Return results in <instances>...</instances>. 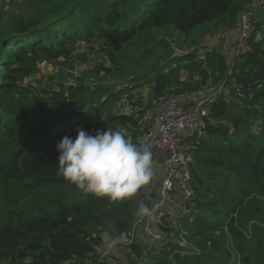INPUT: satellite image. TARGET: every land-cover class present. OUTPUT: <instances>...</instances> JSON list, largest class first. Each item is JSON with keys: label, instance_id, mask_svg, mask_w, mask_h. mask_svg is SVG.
<instances>
[{"label": "trees", "instance_id": "1", "mask_svg": "<svg viewBox=\"0 0 264 264\" xmlns=\"http://www.w3.org/2000/svg\"><path fill=\"white\" fill-rule=\"evenodd\" d=\"M251 8L245 54L202 49ZM79 43L105 60L94 58L92 71L31 105L25 81L42 62L84 60ZM134 77L149 86L148 106L114 113L112 101ZM116 80L117 89L108 86ZM223 82L230 93L209 104L204 128L187 141L188 213L160 219L169 237L160 255L136 241L124 264H264V0H29L25 13L0 15V264H97L107 246L102 233L129 237L139 201L80 191L60 174L57 145L74 141L77 128L144 142L148 110L171 96L191 102Z\"/></svg>", "mask_w": 264, "mask_h": 264}, {"label": "built area", "instance_id": "2", "mask_svg": "<svg viewBox=\"0 0 264 264\" xmlns=\"http://www.w3.org/2000/svg\"><path fill=\"white\" fill-rule=\"evenodd\" d=\"M254 16L255 10L252 8L243 12L237 26L222 34V37L236 39L240 43L236 55L241 56L248 49V39L254 31ZM89 55L91 54L88 53L81 62L86 65L80 69L76 78L95 68V59L94 57L90 59ZM207 88L202 91L203 94L193 95L191 102H187V96H171L148 110L142 117L144 143L150 147L152 153H166L165 177L153 204L146 206L150 214L141 215L129 237L112 241L111 247L106 246L97 264H124L125 258H121L123 251L126 252V256H130L132 253L129 247L136 241L148 244L154 254L160 255L169 242V237L157 226L160 219L167 213L175 212L181 215L188 213V206L194 195L192 187L194 147L189 146L187 141L204 128L209 104L219 96L230 93L224 82L214 89L211 85ZM127 239L130 241L126 242ZM143 255L146 257L145 260H148L147 252ZM134 257L132 254L129 258ZM94 263L93 261L92 264Z\"/></svg>", "mask_w": 264, "mask_h": 264}, {"label": "clouds", "instance_id": "3", "mask_svg": "<svg viewBox=\"0 0 264 264\" xmlns=\"http://www.w3.org/2000/svg\"><path fill=\"white\" fill-rule=\"evenodd\" d=\"M76 131L77 138L65 136L57 151L60 174L80 191L118 202L135 198L154 182L156 162L146 143H134L127 133L110 128L95 135ZM139 213L150 214L142 203ZM102 237L111 247L112 236L105 231Z\"/></svg>", "mask_w": 264, "mask_h": 264}, {"label": "rangeland", "instance_id": "4", "mask_svg": "<svg viewBox=\"0 0 264 264\" xmlns=\"http://www.w3.org/2000/svg\"><path fill=\"white\" fill-rule=\"evenodd\" d=\"M28 3L29 0H0V15H2L4 18H9L11 15L25 13L27 11ZM219 35L215 37H206L202 41V49L205 51L208 49L218 51L224 50V52L230 59L231 57L236 55V52L239 50L240 43L236 39L224 38L222 37V35ZM78 49V52L81 53L79 55L90 53V59H93L94 57L96 59L99 58V60H105L101 53L93 54V52H88V46L82 43H79ZM178 54L180 55L181 52H178ZM78 57V55H75L71 60H69V62L62 58L60 60L61 62H59L58 64L51 62H42L39 66V73L32 75L25 81L23 85L24 88L31 86L33 89V92L30 95V104L35 105L38 99L42 98L43 95L48 94L49 92L60 93L63 87L67 88L73 82V79H71L70 76H74V78L76 79L75 76L78 75L77 73L86 65L85 63H81L83 60H79ZM204 57V54L201 52L199 54V60L202 64L205 61ZM61 63H67L68 66H65ZM94 63L95 65L97 64V62L95 61ZM138 75L140 76V74ZM116 83L117 80L110 82L108 86L117 89L119 84L116 85ZM124 83L125 90L118 92V96L112 101L114 113L131 114L134 109V105L137 106L138 109H145L148 106L147 100L149 94V86L145 84V82L137 80L136 77H134V79L131 78ZM120 87H122V84L120 85ZM39 91H41V94L39 93ZM100 117L101 120H104L105 115H102ZM155 153L156 152H154L153 155ZM139 194L140 193L137 194L135 200L138 199ZM115 240L117 239H114L112 241ZM125 241L129 242L130 240L127 239ZM123 253L126 256V252L123 251ZM128 258L129 256H127L125 259L123 258V262L127 261ZM74 262L78 264H92L93 260H86L83 262L74 260L70 264H73Z\"/></svg>", "mask_w": 264, "mask_h": 264}, {"label": "crops", "instance_id": "5", "mask_svg": "<svg viewBox=\"0 0 264 264\" xmlns=\"http://www.w3.org/2000/svg\"><path fill=\"white\" fill-rule=\"evenodd\" d=\"M156 153H160V154H156ZM156 153L153 155L154 160L156 159L155 180L150 186L142 189L139 192L140 194L137 199L139 201V205L141 204V201L145 206H149L153 204L156 194L160 189L162 181L165 177L164 162L166 160V153L163 152H156Z\"/></svg>", "mask_w": 264, "mask_h": 264}]
</instances>
